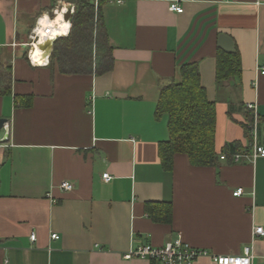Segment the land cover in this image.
I'll list each match as a JSON object with an SVG mask.
<instances>
[{"label": "crops", "instance_id": "crops-1", "mask_svg": "<svg viewBox=\"0 0 264 264\" xmlns=\"http://www.w3.org/2000/svg\"><path fill=\"white\" fill-rule=\"evenodd\" d=\"M56 2L0 0V71L8 67L11 78L10 92L0 94V118L8 120L0 140V264H154L124 254L180 236L212 254H241L254 228L264 227V156L195 166L178 153L169 168L160 154L171 138L169 115L157 109L163 86L197 63L216 104L218 155L235 142L252 152L250 104L264 145V0L105 1L114 64L102 74L30 63L24 43ZM219 50L238 53L241 63L240 75L223 83ZM64 181L73 190L61 189ZM238 188L244 192L235 196ZM254 247L255 264H264V236ZM194 264L216 262L204 256Z\"/></svg>", "mask_w": 264, "mask_h": 264}, {"label": "trees", "instance_id": "trees-1", "mask_svg": "<svg viewBox=\"0 0 264 264\" xmlns=\"http://www.w3.org/2000/svg\"><path fill=\"white\" fill-rule=\"evenodd\" d=\"M105 1L99 0L96 6L94 0H76L70 33L54 42L51 55V61L57 62L62 72L95 71L102 74L112 69V48L102 15ZM6 70L0 71L1 95L10 92L11 78ZM240 72L239 54L219 50L217 82L223 83L232 76H239ZM245 109L249 119L246 130L251 133L254 112L248 106ZM165 113L169 115L171 138L160 146L163 164L171 168L175 155L182 153L188 155L195 166L216 165L221 158L215 148L216 104L207 98L197 63L184 64L181 81L163 86L157 114ZM241 152L240 144L235 142L225 146L222 154L232 158ZM169 216L166 214L165 219Z\"/></svg>", "mask_w": 264, "mask_h": 264}, {"label": "built area", "instance_id": "built-area-1", "mask_svg": "<svg viewBox=\"0 0 264 264\" xmlns=\"http://www.w3.org/2000/svg\"><path fill=\"white\" fill-rule=\"evenodd\" d=\"M64 1L63 5H60V2ZM98 1L95 0L96 6H98ZM108 2H116L119 4L124 3L126 0H106ZM222 1H230V0H222ZM67 6V11H64L65 7ZM170 9L172 11H176L182 13L184 8L179 4V2H171ZM53 14H49V17L56 19L58 15H63V19L65 21H70L72 26V18L76 12V4L69 0H57L55 8L52 10ZM67 13L71 14V19H66L65 16ZM46 14L42 13L36 20L35 26L29 36V40L24 43V45L28 48V59L30 63L34 66H48L51 62V54L47 52V50L42 48V45L46 44L48 41H51L53 44L54 42L61 37H65L70 33L71 27L67 32V35L58 34L55 38L46 37L43 42L40 41L39 34L35 31L38 27L43 28L44 25L39 24V20L42 19ZM49 21V19H48ZM49 27L45 28V31L55 30L56 27L54 25L48 24ZM16 46V44H14ZM39 47L41 51V59L40 60H33L31 59V54ZM262 74H264V68L260 70ZM248 108L254 111V121L252 124L251 134L254 138L252 143V152H244V153H236L233 155L232 159L235 162L241 160L243 156L251 157L252 159H256L259 156H264V145H259L257 143V131H258V120L259 115L256 112L254 104L248 105ZM221 159H226L225 155L221 156ZM103 177L106 180H109L111 177L108 173H105ZM61 189L65 191H71L74 188V184L70 181H64L60 185ZM244 192L243 188H238L235 192V196L242 195ZM264 236V227L257 226L254 228L253 233V243L246 245L239 255H219V254H212L209 251L197 248L192 246L191 244L187 243L182 239V237H178L175 240L168 241L164 246H153V245H141L138 247L131 248L126 254H124L125 259H132V258H143L147 259L154 264H194L195 261L204 256L211 257L216 264H224L225 260L229 262V264H234V261L237 259L240 260H247L248 264H255V247L254 242L257 237ZM53 239H59L60 236L58 234H52ZM31 239L35 240L36 235L33 233L31 235Z\"/></svg>", "mask_w": 264, "mask_h": 264}, {"label": "clouds", "instance_id": "clouds-1", "mask_svg": "<svg viewBox=\"0 0 264 264\" xmlns=\"http://www.w3.org/2000/svg\"><path fill=\"white\" fill-rule=\"evenodd\" d=\"M64 11H67V6L65 7ZM63 21V15H58L56 17V20L53 21V23L55 24H59V30H51V31H45V28H48V17L47 15H45L42 19L39 20V24L44 25L43 28L38 27L35 31L39 34L40 36V41L43 42L45 37H49V38H55L56 35L58 34H64L67 35L68 30L71 27V22L67 21V22H62ZM41 56V51L39 49V47L36 48V50L34 52H32L31 54V59L33 60H39ZM224 264H229V262L227 260H225ZM234 264H248L247 260H240L237 259L234 261Z\"/></svg>", "mask_w": 264, "mask_h": 264}, {"label": "water", "instance_id": "water-1", "mask_svg": "<svg viewBox=\"0 0 264 264\" xmlns=\"http://www.w3.org/2000/svg\"><path fill=\"white\" fill-rule=\"evenodd\" d=\"M66 19H71V14L67 13L65 16ZM53 43L51 41H48L46 44L42 45V48L47 50L49 54L52 53L53 51ZM6 118H0V140H4L6 135H7V129H6V123H7Z\"/></svg>", "mask_w": 264, "mask_h": 264}, {"label": "bare ground", "instance_id": "bare-ground-1", "mask_svg": "<svg viewBox=\"0 0 264 264\" xmlns=\"http://www.w3.org/2000/svg\"><path fill=\"white\" fill-rule=\"evenodd\" d=\"M64 4V1H61L60 2V5H63ZM46 15H47V17H48V19H49V21H48V24H51V25H54V27H56V29L55 30H59V24H55V23H53V21H55L56 19H53V18H51V17H49V14L48 13H46ZM62 22H67V21H65L64 19H63V21ZM45 39H46V37H45ZM41 59V57L39 58V60Z\"/></svg>", "mask_w": 264, "mask_h": 264}, {"label": "rangeland", "instance_id": "rangeland-1", "mask_svg": "<svg viewBox=\"0 0 264 264\" xmlns=\"http://www.w3.org/2000/svg\"><path fill=\"white\" fill-rule=\"evenodd\" d=\"M69 1H71V2H74L75 4H76V0H69ZM95 1V0H94ZM26 49V48H25Z\"/></svg>", "mask_w": 264, "mask_h": 264}]
</instances>
